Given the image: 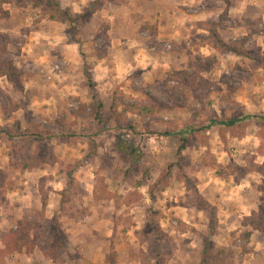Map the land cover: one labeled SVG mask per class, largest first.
Masks as SVG:
<instances>
[{
    "label": "clouds",
    "instance_id": "obj_1",
    "mask_svg": "<svg viewBox=\"0 0 264 264\" xmlns=\"http://www.w3.org/2000/svg\"><path fill=\"white\" fill-rule=\"evenodd\" d=\"M0 264H264V0H0Z\"/></svg>",
    "mask_w": 264,
    "mask_h": 264
}]
</instances>
